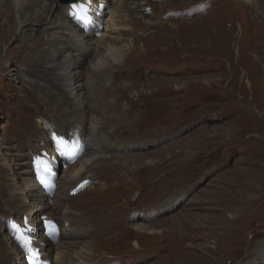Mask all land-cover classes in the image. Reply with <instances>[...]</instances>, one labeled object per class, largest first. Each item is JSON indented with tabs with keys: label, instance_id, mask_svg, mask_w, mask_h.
<instances>
[{
	"label": "rangeland",
	"instance_id": "1",
	"mask_svg": "<svg viewBox=\"0 0 264 264\" xmlns=\"http://www.w3.org/2000/svg\"><path fill=\"white\" fill-rule=\"evenodd\" d=\"M203 1L152 3L146 0V7L152 8L153 14L143 20L134 11L142 0H114L108 30L100 39L94 37L96 44L86 60L80 81L82 85L96 79L110 81L111 75L105 71H101V75L90 73V68L94 69L102 57L108 62L112 60L106 55L103 41L113 45L116 63L128 57L139 60V77L117 83L124 93L120 106L124 110L133 107L135 118L122 124L119 134L113 138L114 146L105 149L107 157L114 154L110 165L102 164L97 168L100 171L95 169L85 176L93 180L94 188L74 201L61 198L71 204L72 213L67 216L71 221L57 216L59 210H66L68 205L62 203L59 210L53 211L63 233L75 230L79 236L61 237L60 242L53 245V263L56 255L84 258L81 252L88 248L93 251L85 260L89 264L111 263L107 262V255L124 258V264H264V0H216L209 16L180 21L162 19L167 12L184 11L191 6L192 9ZM37 4L49 10L45 31L32 32L33 36L28 24L24 29L19 28L14 36L15 32L7 30L8 25L5 28L7 16L0 21V264H8L4 260L25 264L24 256L20 259L17 254L22 253L21 250L7 234L4 223L12 216L23 219L28 211L15 195L14 180L19 169L16 165L26 163L21 168L28 167L29 172L21 174L32 179L31 186L38 185L29 158V152H38V148L34 143L26 145V135L34 130L36 137L40 136L41 117L55 126L49 127L65 134L68 118H74L73 113L68 115L62 110L59 102L56 105L49 101L53 95L51 89L47 92L44 87L24 88L29 80L37 78L41 85H49L48 77H35L24 71L25 67L37 69L38 52L46 36L53 37L52 30L46 28L53 23L75 28L67 17H61L65 9L57 10L52 0H38ZM23 11L25 14L26 9ZM64 42V46L72 44ZM8 49L12 53L6 57ZM108 66L107 63L103 67ZM152 93H160L157 102L165 97L169 109L165 103L157 104L161 118L143 123L140 110L153 107L156 98ZM120 96L114 93L110 101ZM138 115L143 118L142 122L138 121ZM134 121L138 125H133ZM70 125L72 128L73 123ZM107 130L111 132L112 128ZM168 139L171 140L161 144ZM134 147L139 151L128 150ZM45 148L48 149V145ZM141 148L149 149L140 151ZM3 154L9 155L12 168L3 164ZM122 162H127L128 167L120 168L118 165ZM16 167L17 170H13ZM63 176L64 172L59 188L65 189L68 184L65 185ZM16 178L22 186L19 174ZM192 188L194 192L187 196L189 199L182 209L152 224L149 222L153 220L148 218L132 220L137 210L185 190L170 200L182 197ZM64 189H58L57 194ZM65 195L68 198L67 192ZM175 201L159 203L158 208L168 205L163 213L171 212ZM255 201L259 202L253 209ZM82 213L90 215L88 222L81 220ZM69 222L73 226L68 227ZM93 224L98 229L97 239L86 235ZM139 225L152 227L162 235L139 233L133 228ZM230 227L231 231H227Z\"/></svg>",
	"mask_w": 264,
	"mask_h": 264
},
{
	"label": "bare ground",
	"instance_id": "2",
	"mask_svg": "<svg viewBox=\"0 0 264 264\" xmlns=\"http://www.w3.org/2000/svg\"><path fill=\"white\" fill-rule=\"evenodd\" d=\"M18 2H19L18 0H0V21L5 16H7L6 18L7 24H5V28L8 25L7 30H10V33L15 32L14 36L18 32L19 28L24 29L25 26L28 24L31 25V29H32L31 34L32 32L38 33L41 31H45L44 23H46L47 21L46 18L49 16V10L47 9V7L46 6L40 7L37 4L38 0H21V3H18ZM23 9H26L25 14L23 13L24 12ZM46 30H52L51 34L53 37L50 39L48 37L50 34L46 36L47 39L45 40L43 47L38 52L37 67H36L37 69H32L31 67H27V68L25 67L24 71L26 72L27 75H31L32 73L35 77H40L41 75L48 77L47 82H49V85L48 84H44V86L41 85V83L37 80L38 79L37 78L36 80H33V79L29 80L28 82L29 84H27V86L24 85V88L29 87L31 89L32 88L41 89V87H44V88H47V92L51 89L52 90L51 92L53 93V95L50 96L49 101H51L52 103H55L56 105L60 104L62 110L66 112L68 115L69 113H73L72 115L75 116V125L79 127L82 134L87 133L88 140H87V154L78 164L64 171L63 178H64V181L66 180L65 185L68 184V187L65 189L60 187L59 190L64 189V191L60 194H56V199H53V201H50L49 198L43 194L41 188L38 185L37 186L30 185L31 180H32L31 178L25 175H22L24 172H29L28 167L23 168V169L21 168L26 163H22V164L18 163V165H16L17 167H19L16 175L19 174V179L21 181L22 186L18 185L17 178L15 175L14 187L15 188L17 187V190H15L16 192L15 195L18 197V199H21L23 201V204L28 208V211L25 214V216L31 217L33 221L35 222V224L37 223L36 225H39V223L41 222V218L43 216L52 217L58 220L57 217H53V211L55 212V210H59L58 208L62 207L61 205L62 203L68 205V208L66 210L64 209L59 210V212L57 213V216H61L60 218H64L66 221H69L67 216H69L72 213L70 212L72 211V209L70 207L71 204H69L66 201L67 200L74 201L77 198H71V197L66 198V195H65L66 192L70 193V191L73 190L76 187V185L79 184L84 179V177L88 173H90L92 170L99 168L102 164H104L105 166L110 165V161L114 159V154L111 153V156L109 155L110 157L109 156L107 157L108 152L105 149L112 145L114 146L113 138H115V136L119 132L122 124H124L126 120L132 121V119L135 118V116L133 115L134 114L133 107L130 108L128 106L124 110V108L120 106V101L123 99L124 93H122L120 91V88L117 87V83L120 82L121 80L127 81V80H132V78H138L140 75V67L137 68V64L139 60L136 62V61L131 60L130 57H128L124 61H119L118 63H116L114 60L117 61L118 59L113 54V51H112L113 45H109L111 43H109L108 41H103L102 44L106 49V53H107L106 55L108 58H111L112 60L111 62H108L105 56L102 57V61L100 63L97 64L94 62L95 63L93 67L94 69H92L91 67L90 73H94V75H101L102 74L101 71H105V73H109L111 75L110 81L109 82H104V81L98 82L99 80L96 79V81H94L93 83L90 82L89 84L87 83L85 85H82V82L80 80L84 76L83 69L86 64V60L88 59L89 55L94 50L96 39H94V37L92 38L90 36L82 35L79 30H76L69 24L59 23L56 25L53 23L52 25L48 26ZM64 41L71 42L72 47L64 46L66 44ZM62 42L65 44H63ZM60 43H62V45L59 47V49H56V46ZM116 45H120V44H116ZM130 48L132 47L130 46ZM49 50H51V52H49ZM71 50L72 52L70 54ZM117 50L119 53H121L120 49H117ZM11 53H12L11 50L9 51L8 49L6 57H9ZM105 62L109 64V66L106 68L103 67L104 64H107ZM124 65L128 66L126 70H125ZM169 65H172V64H169ZM114 67H115V70L113 71ZM121 69H124V70H121ZM13 71L14 70H12V72ZM114 93H119L121 96L119 98H116L114 102H111L110 98L114 96ZM54 94L56 97L54 96ZM159 94L160 93L151 94V96H154L156 98V101L153 103L152 108L147 109L146 107L145 109L140 110L142 116L144 117V121L141 115H138L137 118L139 122L143 121V123H146V122L151 123L159 119L160 117L159 110L158 111L156 110V106L159 103H165L167 105V108L169 109L168 107L169 104L167 103V99H165V97L164 99L160 98L159 102H157L159 98ZM57 102H59V104ZM67 122L70 123V119H68ZM132 124L138 125V122L134 121ZM110 127L112 128L111 132L107 130V128L109 129ZM138 127H141V126H138ZM42 130L45 133L42 134V131H41V134H42L41 136H43V138L41 139V142L48 145V149L44 148V150H50L49 149L50 148L49 147L50 135L44 130V128ZM7 156L9 155H6V154L2 155L3 159L5 160L3 164L6 165L8 168H10L11 167L10 158ZM22 157L23 155L21 156V158ZM16 161H19V160H16ZM127 162L126 163L122 162L118 166H120V168L128 167ZM12 163L13 162H11V164ZM17 167L13 168V170H17ZM74 185L75 187H73ZM104 187H107V184H105ZM93 188L94 187H92V189ZM151 194H154L153 191L151 192ZM61 198L66 199V201H61ZM258 202L259 201L253 202L252 204L253 209L256 208L255 204H257ZM51 204H54V205H51ZM166 206L168 205L160 206V208L162 209V212L165 211ZM89 216L90 215L86 213H82L80 217L82 221L88 222ZM237 219L238 218H236L235 220L239 221ZM133 228H135L139 233H146V234L158 233L159 235H162L161 231H158L152 227H148L147 225L133 226ZM228 230L231 231V227L227 229V231ZM97 232H98L97 226L93 224L92 226H90V228H88L86 235L89 236L90 238L97 239L98 237ZM122 232L124 233V229ZM61 236L63 237V239L64 238L70 239L71 237H79L75 230L72 232L69 231V233L68 232L62 233ZM219 239L222 240V236H220ZM42 242L46 244V248H44L43 250L48 256V258L51 260V255H52L51 253L54 249L53 244L47 239L46 240L43 239ZM235 243L236 242H234L233 244L235 245ZM90 244L91 243H89V245ZM122 250H125V249H122ZM92 252H93L92 250L88 251V248H85L81 252L84 258L78 257L76 255H69V256L61 255L60 257L59 255H56V258L54 259L53 264H66V263L71 264L72 261H75V264H89V263H85V260H87L88 257L91 256ZM17 254L20 255L19 258L23 257L22 253H17ZM68 259H70L71 262H69Z\"/></svg>",
	"mask_w": 264,
	"mask_h": 264
},
{
	"label": "snow or ice",
	"instance_id": "3",
	"mask_svg": "<svg viewBox=\"0 0 264 264\" xmlns=\"http://www.w3.org/2000/svg\"><path fill=\"white\" fill-rule=\"evenodd\" d=\"M58 143L60 144V146L62 148H65V149H68V142L64 141V140H58ZM76 151L77 149L75 147H73L69 152L68 154L71 156V155H75L76 154ZM30 244H31V241L30 240H25V247H29V250L31 251L30 249ZM36 253H33V256H35ZM30 264H35V260H30Z\"/></svg>",
	"mask_w": 264,
	"mask_h": 264
}]
</instances>
